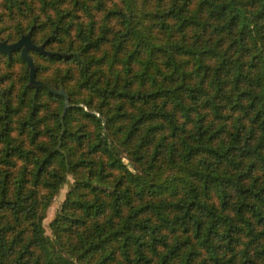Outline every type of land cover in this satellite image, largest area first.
Here are the masks:
<instances>
[{"label": "trees", "instance_id": "obj_1", "mask_svg": "<svg viewBox=\"0 0 264 264\" xmlns=\"http://www.w3.org/2000/svg\"><path fill=\"white\" fill-rule=\"evenodd\" d=\"M28 33L0 264H264V0H0V41Z\"/></svg>", "mask_w": 264, "mask_h": 264}, {"label": "water", "instance_id": "obj_2", "mask_svg": "<svg viewBox=\"0 0 264 264\" xmlns=\"http://www.w3.org/2000/svg\"><path fill=\"white\" fill-rule=\"evenodd\" d=\"M31 49L38 50L43 54H48V52L43 50L42 46H36L33 44L30 38V33L23 35L13 43L0 41V53L10 54L13 51H20L22 58L27 62V65L29 67L30 82L35 83V67L31 57L28 54V51Z\"/></svg>", "mask_w": 264, "mask_h": 264}, {"label": "rangeland", "instance_id": "obj_3", "mask_svg": "<svg viewBox=\"0 0 264 264\" xmlns=\"http://www.w3.org/2000/svg\"><path fill=\"white\" fill-rule=\"evenodd\" d=\"M70 180L71 178L69 177V181ZM67 190H68V184H64L46 211V216L43 221V225L45 227V232L47 234H50L48 223L50 222V220H52L56 210L60 207V204L63 201Z\"/></svg>", "mask_w": 264, "mask_h": 264}]
</instances>
